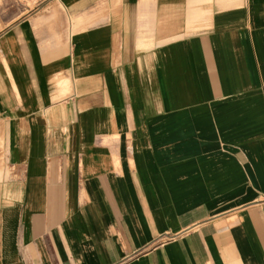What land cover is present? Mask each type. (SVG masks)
<instances>
[{"label":"crops","instance_id":"0c3cea01","mask_svg":"<svg viewBox=\"0 0 264 264\" xmlns=\"http://www.w3.org/2000/svg\"><path fill=\"white\" fill-rule=\"evenodd\" d=\"M0 264H264V0H0Z\"/></svg>","mask_w":264,"mask_h":264}]
</instances>
